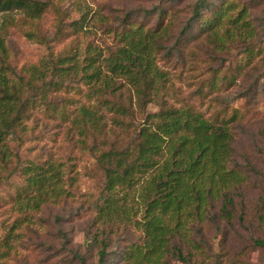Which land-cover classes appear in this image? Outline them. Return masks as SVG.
<instances>
[{"label":"trees","instance_id":"1","mask_svg":"<svg viewBox=\"0 0 264 264\" xmlns=\"http://www.w3.org/2000/svg\"><path fill=\"white\" fill-rule=\"evenodd\" d=\"M58 7V0H0V13L23 10L17 20H5L0 37V186H8L0 206L22 214L0 242L3 254L11 257L8 238L22 217L73 199L69 187L75 177L71 159L64 157V137L90 153L103 180L93 225L108 240H101L98 264H104L108 241L122 228L139 232L137 239L126 238L120 246L122 264H170L172 256L189 264H224L206 249L203 227L217 216L229 224L236 219V196L249 175L234 159V125L247 113L234 107L204 112L188 103L171 104L163 98L172 76L162 58L200 39L217 48L241 44L238 74L217 73L202 81L194 95L208 98L230 88L261 54L251 6L196 0L194 15L182 30L186 38L179 36L171 47L177 16L163 6L157 8L155 23L128 19L118 27L113 49L93 44L83 49L78 41L71 50L56 52L54 40L76 31V20L69 22L70 12ZM49 11L57 15L53 38L44 21ZM13 30L46 46V55L19 66L11 46ZM154 101L160 110L144 116ZM40 134L47 154L22 159L27 141ZM123 188L138 191L135 204L118 197Z\"/></svg>","mask_w":264,"mask_h":264},{"label":"rangeland","instance_id":"2","mask_svg":"<svg viewBox=\"0 0 264 264\" xmlns=\"http://www.w3.org/2000/svg\"><path fill=\"white\" fill-rule=\"evenodd\" d=\"M209 1L218 3L220 0ZM234 1L251 6V17L259 27L255 46H262L260 56H256L255 62L236 80L235 85L211 93L208 98H197L194 94L202 81L211 79L217 73L238 74L244 47L234 44L229 48H217L203 39L191 41L184 46L183 52L162 58L163 68L172 76L170 89L163 98L171 104L188 103L204 112H217L219 106L221 110L234 107L247 113L234 125V159L249 175L247 184L236 196L239 206L236 219L229 224L217 216L203 227V238L207 242L206 249L210 248V256L222 260L224 264L237 258L238 264H264V0ZM195 4L196 0H58V8L70 12L68 21L76 20V31L70 30L64 40H54L53 47L56 52L69 51L80 41L83 49L93 44L108 51L115 48L114 32L125 21L152 19L155 23L158 20L157 8L163 6L171 7L177 16V28L169 44L171 47L179 36H183L182 30L194 15ZM20 12L23 10L11 9L0 13V37L5 20H17ZM45 19L46 30L53 38L57 15L49 11ZM15 32L13 30L12 33ZM192 37L194 35H190L189 40ZM12 39L11 46L19 66L36 63L47 53L46 46L29 41L20 33H15ZM159 110L160 104L154 101L147 105L144 116ZM144 116L139 114L140 119ZM41 136L27 141L21 150L22 159H33L34 154L43 152L47 154L49 148L43 149L45 141H40ZM60 139L64 144V157L71 159L72 163L71 175L75 180L69 188L74 197L61 204H48L27 219L22 217L19 227L8 238V243L13 246L11 257L5 256L0 247V264H82V261L98 264L101 240H108L93 225V206L99 198L103 180L97 175L95 161L89 152L73 146L64 137ZM56 147L54 145L52 149ZM7 190V184L1 185L0 196H5L4 191ZM137 192L134 188H123L118 197L135 204ZM21 215L11 212L9 205L0 206V242L7 237L10 226ZM138 237L139 232L135 229L122 228L115 232L113 239L108 241L104 264H122L118 257L120 246L126 238L135 240ZM257 240L263 241V244H257ZM197 259L200 261L203 255ZM207 261L214 262L210 258ZM170 264L189 263L172 256Z\"/></svg>","mask_w":264,"mask_h":264}]
</instances>
